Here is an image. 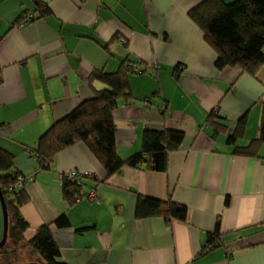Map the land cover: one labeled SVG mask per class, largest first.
<instances>
[{
    "label": "crops",
    "instance_id": "1",
    "mask_svg": "<svg viewBox=\"0 0 264 264\" xmlns=\"http://www.w3.org/2000/svg\"><path fill=\"white\" fill-rule=\"evenodd\" d=\"M37 1L0 0V147L14 154L16 171L33 173L40 136L105 87L91 73L117 71L125 58L142 71L130 75L133 98L114 110L118 154L139 152L146 129L185 135L163 172L140 163L109 176L85 142L59 151L24 187L28 227L23 240L8 235L0 264H44L28 242L48 223L68 264H264V140L255 141L264 63L255 75L217 68L188 14L203 0H39L49 13ZM70 170L92 171L81 193L95 188L100 200L70 203L62 179ZM138 194L184 204L187 218L137 217ZM62 215L67 225L55 223ZM217 228L219 245L201 253ZM3 230L0 201V241Z\"/></svg>",
    "mask_w": 264,
    "mask_h": 264
},
{
    "label": "trees",
    "instance_id": "2",
    "mask_svg": "<svg viewBox=\"0 0 264 264\" xmlns=\"http://www.w3.org/2000/svg\"><path fill=\"white\" fill-rule=\"evenodd\" d=\"M36 5L41 12H50L47 3L38 0ZM188 14L202 28L205 40L215 49L217 68L240 67L253 75L257 73L264 63V0H203L190 9ZM140 66V62L125 58L117 71L94 70L91 73L89 80H99L105 87L94 89L90 98L56 120L40 136L32 151L39 154L42 169L50 166L59 151L77 141H83L89 146L109 176L120 172L125 166H137L140 163H145L153 171L163 172L167 169L169 153L179 148L184 139L182 130L146 129L139 152L126 159L117 152L114 110L120 100L128 101L133 98L129 78L142 71ZM1 81L0 71V83ZM245 119L246 116H242L238 121V131L244 129ZM233 138L231 136L230 140ZM260 140H264V120L261 136L255 141ZM239 150L243 153L251 152L250 146L240 147ZM20 174L22 173L15 170L14 154L0 147V188L9 214L8 235L23 240L28 227L20 212V206L26 201L25 189L13 191L14 197H11L10 189ZM63 192L72 204L76 202L78 194L82 197L85 195L81 193L80 185L68 179L63 180ZM187 215L188 208L184 204L138 194L137 217L161 216L185 220ZM55 223L67 225L68 217L62 215ZM219 232L217 228L209 235L201 253L219 245ZM28 244L42 256L44 264H68L60 260L61 250L49 223L41 225ZM5 247L6 244L0 249Z\"/></svg>",
    "mask_w": 264,
    "mask_h": 264
},
{
    "label": "built area",
    "instance_id": "3",
    "mask_svg": "<svg viewBox=\"0 0 264 264\" xmlns=\"http://www.w3.org/2000/svg\"><path fill=\"white\" fill-rule=\"evenodd\" d=\"M33 17L32 16H26L21 20V24H26L27 22H29ZM32 157L33 159L37 162L38 167L37 169L30 174H20L17 178V181L11 186V197L15 196V193L13 191H19L21 189H23L27 184L32 183L36 180V176L39 174L40 171H42V167H41V159L40 156L37 152L35 151H31ZM94 176L92 171H79V170H70L67 171L66 173H64L62 175V179H68L71 181L76 182L78 185L82 187H84V184L82 182V179H84L85 177H91ZM82 198H87L89 200H96L99 199V195L96 191L95 188H90L89 192L86 193V195H83V197L78 194L76 196V201H79Z\"/></svg>",
    "mask_w": 264,
    "mask_h": 264
},
{
    "label": "water",
    "instance_id": "4",
    "mask_svg": "<svg viewBox=\"0 0 264 264\" xmlns=\"http://www.w3.org/2000/svg\"><path fill=\"white\" fill-rule=\"evenodd\" d=\"M0 201L2 205L3 217H4V230H3L2 239L0 241V248H1L7 242L8 231H9V214H8L7 204H6L1 188H0ZM29 264H38V263H29Z\"/></svg>",
    "mask_w": 264,
    "mask_h": 264
}]
</instances>
